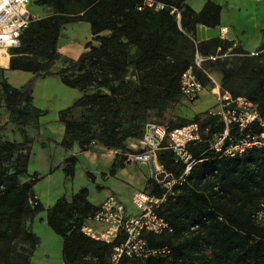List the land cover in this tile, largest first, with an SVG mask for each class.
<instances>
[{
	"label": "trees",
	"instance_id": "obj_1",
	"mask_svg": "<svg viewBox=\"0 0 264 264\" xmlns=\"http://www.w3.org/2000/svg\"><path fill=\"white\" fill-rule=\"evenodd\" d=\"M35 1L48 5L50 12L33 18L22 31L20 43L9 48V68L45 76L58 74L65 84L81 91L72 104L58 112L64 125L59 142L66 149L75 142L81 150H89L94 144L116 148L118 153L109 168L112 175L126 165L127 152L135 151L128 139L142 136L147 110L162 112L169 101L182 96L180 76L194 62L195 50L208 54L235 43L220 35L196 37L199 24L216 26L221 22L222 5L214 0H206L199 11L187 0H156L165 4L159 8L144 0ZM77 20L90 23L92 38L98 43L88 40L87 49L77 58L65 56L68 64L51 70L49 66L63 56L59 38L64 26ZM235 49L244 50L240 42ZM8 57V49L3 48L0 63H6ZM254 58L245 55L239 67H232L226 58L218 56L205 59L203 67L220 66L222 89L247 95L264 115V69L248 75L245 93L235 88L241 72H247ZM130 67L136 71V79L128 76ZM202 71L199 69V75L206 83ZM1 86L10 114L35 110L39 122L43 109L33 102L32 84L18 86L3 79ZM78 106L87 112L74 117ZM194 120L209 126L210 133L224 128L219 115L201 119L196 114L189 121ZM16 123L22 127L23 140L0 133V264H30L41 240L33 221L44 209L47 223L62 237L63 264H113L114 246L124 235L107 242L82 231L87 216L98 207L89 200L85 185L71 198L63 193L54 203L44 205L34 187L40 176L28 169L32 142L24 129L27 122ZM254 129L258 130V125ZM25 144L28 152H23ZM206 146L204 141L191 146L194 155H201L204 161L194 166L189 182L177 185L175 193L159 207L173 229L143 232L150 247H168L169 251L144 258L123 256L116 264H264V218L258 215L264 211V148L220 157L204 152ZM158 156L166 169L176 174L183 169L170 148H162ZM77 161L75 154L65 158V178L75 175ZM87 173L95 179L92 171ZM148 183L153 185L152 193L164 192L156 179H148Z\"/></svg>",
	"mask_w": 264,
	"mask_h": 264
},
{
	"label": "rangeland",
	"instance_id": "obj_2",
	"mask_svg": "<svg viewBox=\"0 0 264 264\" xmlns=\"http://www.w3.org/2000/svg\"><path fill=\"white\" fill-rule=\"evenodd\" d=\"M220 3L224 5V23L228 24L231 29L239 33V40H235V43H233L232 46H228L226 50H221V47H218L217 50L212 53L222 54V57L228 60V65L232 67H239L245 55L255 56L247 72L242 71L238 80L235 82L236 90L245 93L248 75L256 72L258 69H264V42L262 43L260 41L257 46V39H255L257 33L262 34L261 28L262 26L264 27V1L259 3L261 6L258 7L257 11L254 9V5L258 4V1L255 0H230L228 4H235L242 9L249 7V9H241L242 11L231 10L225 0H222ZM28 7L34 15V18L41 17L39 15L45 16L50 12V7L48 5L38 4L35 0H31ZM90 29V26L87 28L86 26L72 23L68 24L67 27L66 25L64 26V33H68V35H71L73 38H83L85 32L89 33ZM196 37L199 38L200 35L196 34ZM191 39L193 40V38ZM92 41L98 43L95 39ZM237 42H240V44L245 42V46L243 47L244 50L236 51L235 47ZM19 43L20 40L17 44ZM13 45L8 47L9 55V48ZM60 48L64 49L63 46ZM252 48H257L255 51H260V55L252 54ZM78 49H82V46L79 45ZM238 52H243V54ZM68 62V58L60 56L49 68L51 70H57L68 64ZM205 69L208 73L204 70L202 72L207 77V86L196 101L190 102L182 96H178L176 99L169 101L167 108L162 112H159L157 108H150L147 110L146 117L142 122L144 127L149 120L175 125L185 120H188L187 123L190 122L189 120L196 114H199L201 119H206L210 114V109L214 107L216 101V93L212 90L213 87L219 84L220 88H222V72L220 66L206 67ZM127 73L129 77L136 79V75L134 74L136 71L132 67L129 68ZM3 79H8L11 83L18 86L23 84H26V86L29 84L33 85V94L36 99L35 103L44 110L39 122H37L38 118L35 114V110L26 114L8 113L7 108L4 106L5 91L1 86ZM92 89L93 88H89V90ZM80 93L81 91L78 88L65 84L58 74L45 76L38 75L32 71L10 68L5 72L3 68H0V123L4 125V128L0 129V133L4 129L11 127L12 129H16L15 135L13 132H5L6 135L8 137L16 136L17 138H21L23 132L19 130V128L22 129V127H19L16 122L17 120L27 122L24 129H26L28 135L31 137L29 140L32 142L28 169L29 172L37 170L40 173L41 177L37 180L34 187L45 205H50L51 198H58V196L64 193L61 190H63L65 186L66 179H69L65 178L62 165L56 167L55 170L53 168V171L49 172L50 165L61 164L65 151V148L59 142L64 129L62 127V122L58 119V112L61 108L72 104ZM84 112L87 111L83 107L78 106L74 108L72 116L80 117ZM134 140L136 139H128V144L136 151L137 147L131 144ZM27 145L28 144H25L24 147L26 149L23 152H28ZM159 152L160 150L158 151V155ZM80 158L81 160L76 167V173L73 179L68 180V188L77 190L81 186H88L90 189L89 196L93 201L101 200L106 195L107 190H110L111 193L112 190H115L113 194L124 202L131 211L134 212L137 210L132 204V195L139 186L140 179L135 178L134 180H130L122 176L120 179L110 178L108 180L107 175L111 174H109L108 166L102 160L97 162L99 165L96 167V165H92L89 159L85 158L83 154H80ZM127 163H134V165L130 166L129 170L131 173H135L136 177L141 176L144 171V174L147 176V182L145 186L139 190L144 189L151 192L153 185L152 183H148V179L154 178L152 176V169H154V172L156 171L155 160H153V164L148 162L147 164L144 163L147 166V170H145L143 166H139L140 164L138 161L127 159L126 164ZM11 164L12 163L9 165ZM94 168L98 170L96 175L94 174L95 179L91 178L87 173L88 170L92 171ZM60 191L62 193H59ZM120 196H122V198H120ZM69 197L71 198V195ZM258 215L259 218H264V211L260 212ZM46 217V209L40 211L36 216L34 230L40 235L41 240L31 258L30 264H63L62 237L49 226ZM91 223L101 227L98 223L93 221Z\"/></svg>",
	"mask_w": 264,
	"mask_h": 264
},
{
	"label": "built area",
	"instance_id": "obj_3",
	"mask_svg": "<svg viewBox=\"0 0 264 264\" xmlns=\"http://www.w3.org/2000/svg\"><path fill=\"white\" fill-rule=\"evenodd\" d=\"M30 1L0 0V48L5 45L9 47L7 44L15 41L19 42L22 31L34 18L28 7ZM144 3L157 8L165 6L156 0H144ZM138 8H142V5ZM177 15L179 17L180 13L177 12ZM218 56L222 54H203L198 48L195 50L194 62L180 76V91L184 99L194 102L200 97L207 84L200 77L199 69L207 72L203 67L204 60ZM212 90L216 93V101L210 114L220 116L224 122L223 130L210 133L209 126H203L198 120L172 128L168 123L149 120L142 136L131 143L137 150L127 152V159L150 164L155 160L156 171L152 169V176L164 187V192L160 195L144 189L134 192L132 204L137 209L134 212L116 195L110 193L81 226L86 234L107 242L120 234L124 235L122 241L114 246L111 256L113 264L118 263L123 256L144 258L169 251L168 247H150L143 232L162 233L173 229L159 213V207L169 194L175 193L177 185L189 182L194 166L204 161L205 158L201 155H194L192 145L204 141L207 145L204 152H213L220 157L236 156L250 148H264V115L261 114L258 104L247 95L234 94L229 89L220 88L219 84ZM255 125H258V130L254 129ZM162 148H170L175 161L183 165L179 173L166 169L158 160V151ZM92 221L101 227L94 225Z\"/></svg>",
	"mask_w": 264,
	"mask_h": 264
},
{
	"label": "crops",
	"instance_id": "obj_4",
	"mask_svg": "<svg viewBox=\"0 0 264 264\" xmlns=\"http://www.w3.org/2000/svg\"><path fill=\"white\" fill-rule=\"evenodd\" d=\"M214 1H217L218 3H220L222 0H214ZM227 2V5L231 8V10L233 11H236V10H239V11H242L244 9H249L248 8H240L238 7L237 5H233V4H228L230 3V0H225ZM255 1H258V4H255L254 5V9H258L259 6V3H262L264 0H255ZM187 2L197 11L201 10L204 3L206 2V0H187ZM222 5V10H221V22L220 24L216 25V26H207V25H204V24H199L198 27H197V34L200 35V37L198 39H205V38H209L211 36H214V35H220L221 37H226V38H229V39H234V40H239V33L236 32V30L234 29H231L230 26L228 24H225L224 21H223V9H224V5L222 3H220ZM242 9V10H241ZM232 11V12H233ZM39 16H42V15H39ZM87 22V23H85ZM76 24V25H80V26H86L87 28L90 26V23L86 20H77V21H72V22H69L66 24V27L68 24ZM222 27H224V30H222ZM264 27L262 26L261 29H263ZM64 35V36H63ZM92 39V33H91V29L88 32H85L83 38H78V37H72L71 35H68V33H64V28L62 30V33H61V36L59 38V50L60 52L62 53L63 56H68V57H72V58H77L81 52H83L84 50L87 49L86 47V42L88 40ZM255 39H257L256 41V45L258 46L260 43V41L263 43L264 42V33L262 31V34L260 33H257ZM252 40V39H251ZM261 43V44H262ZM81 45L82 46V49H78V46ZM242 47L245 46V42H242ZM255 45V46H256ZM63 46L64 49H61L60 47ZM257 50V48H252L251 51H255ZM9 62H10V55L6 61V63L4 64H1V66L4 68V71L7 72V70L9 69ZM81 94V93H80ZM78 94V96L80 95ZM34 95V94H33ZM33 102L35 103L36 102V99H35V96H34V99H33ZM36 104V103H35ZM38 106V105H37ZM40 107V106H39ZM42 108V107H41ZM43 109V108H42ZM8 111V110H7ZM8 113L10 114V112L8 111ZM43 113H44V110H43ZM41 117V116H40ZM40 120V118H39ZM11 122V121H10ZM9 122V123H10ZM1 125V123H0ZM62 127L64 129V125L62 123ZM19 128V127H18ZM15 130L16 129H12L11 127L9 128H6L4 129L3 131H1V133L3 134V136L5 138H9V139H16L18 141H21L23 140L24 138V135L21 137V138H17L16 136H13V137H8L6 135V133H10V132H13L14 135H15ZM19 130H21V128H19ZM6 132V133H5ZM64 133V131H63ZM23 134V133H22ZM63 137V135H62ZM62 137L60 138V140L62 139ZM118 153V150L116 148H108L107 146H104L102 144H94L93 148L89 149V150H81L78 143L75 142L73 144V146L69 149H66L65 148V151L63 153V159H62V162L61 164H58V165H50L49 167V172L53 171V168L54 170L56 169V167H58L59 165H64V162H65V158L69 155H72V154H75L77 155L78 157V161L75 165V173H76V167L78 165V163L80 162L81 158H80V154H83L85 158H88L89 159V162L92 164V165H96V167L99 165L97 162L99 160H102L107 166H108V169L110 168L112 162L114 161L116 155ZM29 164V163H28ZM139 166H143L145 170H147V166L142 163V162H139ZM147 164V163H146ZM134 165V163H127L124 167H121L117 170V172L114 174V175H107V179L109 180L110 178L112 179H120L122 178V176L126 177L127 179H130V180H134L135 178H138L140 179L139 181V186L136 188V191H138L140 188H143L147 182V176L144 174V171L143 173L141 174V176L139 177H136L135 173H131L129 168L130 166ZM37 171V170H36ZM94 172V174L96 175V172L98 171L96 168H94L92 170ZM39 176H40V173L39 171H37ZM41 177V176H40ZM74 177V176H73ZM73 177L69 178V179H73ZM68 179V180H69ZM66 179L65 181V186L63 187V191L66 196L68 198H70L69 196L73 194V192L77 191L75 190L74 188H68V181ZM88 187V186H87ZM112 187V186H111ZM89 188V187H88ZM113 188V187H112ZM70 189V190H68ZM36 190V189H35ZM59 192V193H62V192ZM113 191L115 190H112V193H114ZM37 192V191H36ZM133 192V193H134ZM111 191L110 190H107V193L106 195L101 199V200H97V201H93L91 198H90V189H89V194H88V198L91 202L95 203V204H99L100 202H102L106 196L108 194H110ZM37 195L38 197L41 199V201L43 202L42 198L40 197V195L38 194L37 192ZM56 195H59V194H56ZM57 197V196H55ZM59 197V196H58ZM120 198H122V196H120ZM54 199V200H52ZM55 199L57 198H51L50 200V204L54 203L55 202ZM44 203V202H43ZM45 205V204H44ZM45 206H48L47 204ZM35 220H36V217L34 218V221H33V228H34V223H35ZM96 223V222H95Z\"/></svg>",
	"mask_w": 264,
	"mask_h": 264
},
{
	"label": "bare ground",
	"instance_id": "obj_5",
	"mask_svg": "<svg viewBox=\"0 0 264 264\" xmlns=\"http://www.w3.org/2000/svg\"><path fill=\"white\" fill-rule=\"evenodd\" d=\"M18 42L17 41H15V42H12V43H10V44H7V45H13V44H17ZM8 49V46H2L1 48H0V52L2 53V49ZM1 53H0V55H1Z\"/></svg>",
	"mask_w": 264,
	"mask_h": 264
}]
</instances>
